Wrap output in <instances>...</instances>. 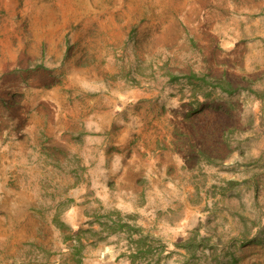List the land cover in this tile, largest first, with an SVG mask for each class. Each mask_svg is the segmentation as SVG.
Segmentation results:
<instances>
[{
    "label": "rangeland",
    "instance_id": "1",
    "mask_svg": "<svg viewBox=\"0 0 264 264\" xmlns=\"http://www.w3.org/2000/svg\"><path fill=\"white\" fill-rule=\"evenodd\" d=\"M250 89L264 0H0V264H130L123 233L74 258L71 233L112 211L165 245L140 264H184L195 234L211 235L199 264L224 244L226 264H264V241H232L238 213L264 219Z\"/></svg>",
    "mask_w": 264,
    "mask_h": 264
},
{
    "label": "trees",
    "instance_id": "2",
    "mask_svg": "<svg viewBox=\"0 0 264 264\" xmlns=\"http://www.w3.org/2000/svg\"><path fill=\"white\" fill-rule=\"evenodd\" d=\"M188 77L197 78V75L191 73ZM198 79L206 84H215L222 92L227 94H233L241 90L239 86H235L231 81L224 78H216L208 81L205 76H199ZM249 91L255 94L258 99H264V91H256L253 89ZM228 183L234 184V181L229 180ZM114 215L116 217H113ZM105 217L106 219L99 223L97 230L92 228H78L71 233V238L77 243L74 245L73 251L77 263H80L82 259V253L79 247L83 245V238L91 240L93 244H96L98 241L104 240L112 234L119 233L126 234L129 240L127 257L130 264H140L147 260L148 256L165 251V245L163 243H158L156 239L142 234L140 231L141 228L130 222L129 219H134L132 215L127 214L121 216L119 212L112 211L106 214ZM257 219L248 220V217L243 213H238V229L232 237V241L235 242L237 247L264 241V219H261V217ZM209 240H211V235L197 237L195 234L181 242H176L175 245L185 251L187 261L184 264H199ZM212 249L215 251V257L211 262L208 261V264L235 263L238 260L232 244H224L222 247L215 246Z\"/></svg>",
    "mask_w": 264,
    "mask_h": 264
}]
</instances>
